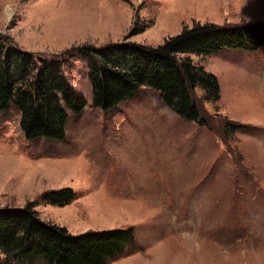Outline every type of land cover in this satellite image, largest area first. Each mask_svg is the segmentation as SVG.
Wrapping results in <instances>:
<instances>
[{
    "label": "rangeland",
    "instance_id": "374dc122",
    "mask_svg": "<svg viewBox=\"0 0 264 264\" xmlns=\"http://www.w3.org/2000/svg\"><path fill=\"white\" fill-rule=\"evenodd\" d=\"M195 23L264 25V0H0V38L61 57L86 103L69 113L61 141H27L19 113L0 112V207L35 202L42 220L72 234L131 228L132 243L109 264H264V46L190 56L221 89L201 106L206 126L180 119L150 89L93 108L87 58L62 56L124 39L155 47ZM60 188L77 199L41 201Z\"/></svg>",
    "mask_w": 264,
    "mask_h": 264
},
{
    "label": "trees",
    "instance_id": "16d2710c",
    "mask_svg": "<svg viewBox=\"0 0 264 264\" xmlns=\"http://www.w3.org/2000/svg\"><path fill=\"white\" fill-rule=\"evenodd\" d=\"M147 27L134 28L129 36ZM262 46L263 24L195 23L155 47L124 39L101 47H77L62 56L87 58L93 108L109 111L140 90L150 89L180 119L206 126L201 106L218 102L221 89L217 77L190 56L207 57L224 50L255 52ZM62 64L61 57H37L0 38V112L19 113L27 141L63 140L69 113L78 116L86 106L64 77ZM230 125L233 131L239 128ZM76 199L71 188L41 195L43 203L54 207H65ZM35 208V202L0 207V264H109L133 241L131 228L72 234L42 220Z\"/></svg>",
    "mask_w": 264,
    "mask_h": 264
}]
</instances>
